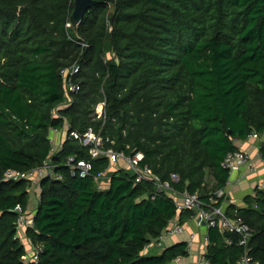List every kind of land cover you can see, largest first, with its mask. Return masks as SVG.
<instances>
[{"label":"trees","instance_id":"obj_1","mask_svg":"<svg viewBox=\"0 0 264 264\" xmlns=\"http://www.w3.org/2000/svg\"><path fill=\"white\" fill-rule=\"evenodd\" d=\"M98 1L104 3L88 10L75 32L67 27L74 0H0V264H37L25 259L14 212L18 204L28 209L31 183L4 177L48 159L62 179L40 181L35 226L25 231L39 248L38 264L189 257L186 242L160 251L146 246L191 212L179 213L172 196L152 181L138 183L127 168L112 171L108 157L92 159L72 132L91 129L106 149L142 153V166L159 179L176 174L175 190L206 201L228 184L225 158L254 132L264 160V0ZM76 64L80 91L67 95L63 71ZM66 122L67 136L52 154V130ZM71 156L91 161L92 173L73 175ZM106 171L109 183L99 187L96 178ZM209 175L216 182L210 189ZM226 211H238L252 228L249 246L209 228L204 257L237 264L248 252L264 264V189Z\"/></svg>","mask_w":264,"mask_h":264},{"label":"built area","instance_id":"obj_2","mask_svg":"<svg viewBox=\"0 0 264 264\" xmlns=\"http://www.w3.org/2000/svg\"><path fill=\"white\" fill-rule=\"evenodd\" d=\"M68 28H71L70 22L67 24ZM86 46V45H84ZM80 72V66L74 65L72 68L64 70L63 76L64 80H66L65 88L67 95L76 94L80 91V85L77 82L75 77ZM102 108V112L100 114L103 115V105H99ZM56 114V113H55ZM98 113L99 117H102ZM69 130L70 125L66 122ZM53 133L60 132L58 130H52ZM71 136L75 139L81 140L82 145L90 148V156L92 159H97L99 157L105 156L108 157L111 163V167L117 165L119 161L123 162L127 169L131 171L132 174L136 175L135 180L138 183H142L144 181L153 182L157 188L159 193H166L174 198L176 203V208L179 213L189 211L192 213V216L199 226L206 225L208 228H215L223 233L236 235L239 237V245L248 248V243L251 237L253 236V230L250 226L245 223L242 218L239 216L238 211H235L233 216H229L227 211L224 209V203L228 198V194L226 193L225 188L216 190L214 192H210L208 196V200L206 201L204 198L202 199L199 193H189L188 191H177L173 187V183H177L180 181V178L176 174H172L168 182H164L150 169L148 166H142L141 161L144 158L142 153L134 154L133 156H127L124 152H115L113 149H106L104 147V139L102 135L99 133H95L93 130L89 129L86 133L80 135L77 132H72ZM248 140H261L260 135L258 133H252ZM53 147L52 154H55L62 144H58L51 139ZM67 165L71 168V173L76 176L78 174L80 177L89 176L94 168V165L91 161L88 160H80L77 161L75 156H71L68 158ZM223 167L229 172V177L235 173L236 171L247 168L250 173L257 172L258 167L254 161L251 159L250 155L240 149L236 150V152L229 154L225 161L223 162ZM120 168V167H119ZM107 171L100 173V175L96 178L98 181L99 187L102 186L105 182L102 181L106 176ZM55 178L62 179V176L56 172V165L52 164L51 160L48 159L41 166L31 169V171L22 173L19 171L9 170L5 173L4 180L9 182H15L22 179H27L30 181L32 186L36 184L41 186L40 181L45 178ZM258 189H264V182L258 186ZM14 212L17 213V231L18 234L21 232H25L28 229H33L35 226V213L29 214L21 204H18L14 209ZM17 234V235H18ZM185 234L184 227L179 222L178 219L173 220L170 224V227L166 229V231L162 234L161 237L153 240L151 244L146 246L147 251H151L153 249L162 250L166 246L167 241L174 236H181ZM195 238V235H191L188 239V246L191 250L192 241ZM208 242V239H206ZM227 242L230 244L231 240L228 239ZM34 255L31 256L30 259H26L28 262L39 263V248L35 247ZM176 262L180 261L179 259L175 260ZM200 264H211L207 258L203 257L199 262ZM237 264H260L259 261H253L251 256L248 255V252L239 259Z\"/></svg>","mask_w":264,"mask_h":264},{"label":"crops","instance_id":"obj_3","mask_svg":"<svg viewBox=\"0 0 264 264\" xmlns=\"http://www.w3.org/2000/svg\"><path fill=\"white\" fill-rule=\"evenodd\" d=\"M68 131H60L57 133H52L51 137L54 141L58 144H62L67 136ZM259 145L260 142L256 140H248L242 142L240 144L241 149L246 151L251 159H254L258 171L250 173L247 168H242L230 176L227 186L225 187L226 193L228 194V198L224 203V209H229L230 206L243 207L245 198L248 196L254 195L255 190H257L258 186L261 182H264V160L261 159L259 153ZM122 168H127L125 164L119 163ZM207 180V188L210 189L211 187L215 186L216 182L215 179L209 175ZM39 197H36V189L34 186L30 187V205L26 210L29 214L35 213V210L38 207L39 199L42 193L41 186ZM185 221L182 223L184 227L185 234L181 236H174L170 238L167 243L165 244L166 247H170L173 244L179 242H186L188 243V239L191 235H195V238L192 241V248L190 250V255L188 258L180 259L179 262L174 261L172 264H200L199 262L204 257L207 251V244L209 234V228L204 226H199L197 220H195L191 213H186ZM20 240L25 246V250L27 251L26 259L31 258V251L34 249L33 245L31 244L30 240L27 238L25 232L18 234Z\"/></svg>","mask_w":264,"mask_h":264},{"label":"water","instance_id":"obj_4","mask_svg":"<svg viewBox=\"0 0 264 264\" xmlns=\"http://www.w3.org/2000/svg\"><path fill=\"white\" fill-rule=\"evenodd\" d=\"M104 3V1L98 0H74V9L73 14L70 18L71 28L78 32V25L83 20L84 16L91 8L95 7V5Z\"/></svg>","mask_w":264,"mask_h":264},{"label":"rangeland","instance_id":"obj_5","mask_svg":"<svg viewBox=\"0 0 264 264\" xmlns=\"http://www.w3.org/2000/svg\"><path fill=\"white\" fill-rule=\"evenodd\" d=\"M66 106H68V102L64 103V105H62L60 108L63 109V108L66 107ZM96 112L99 113V114L102 112V108H101V106H98ZM100 115H102V114H100ZM65 124H66V123H65ZM67 129H68V126H67V124H66L62 131H66ZM258 141H260V140H258ZM119 163H121L122 165L124 164V163L121 162V161H119ZM119 163H118L117 165H114L113 168L111 167V170L114 171V170L119 169V167H121V166L119 165ZM108 178H109V174L107 173L106 176L103 178L102 181H104V182H106V183L108 184V183H109V181H108L109 179H108ZM34 188L36 189L35 191L37 192V193H36V197H39V193H40L39 185L36 184V185L34 186ZM34 249H35V247H34ZM34 249L31 251V252H32V253H31V256L34 255V252H35ZM155 251H156V250H155ZM155 251H153V252H151V253H154ZM157 251H160V250H157Z\"/></svg>","mask_w":264,"mask_h":264}]
</instances>
